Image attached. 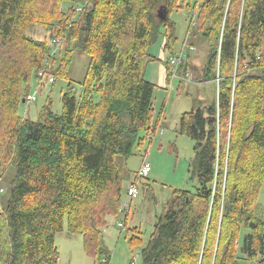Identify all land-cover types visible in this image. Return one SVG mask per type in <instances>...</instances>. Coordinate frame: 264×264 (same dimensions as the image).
Here are the masks:
<instances>
[{"label":"trees","instance_id":"1","mask_svg":"<svg viewBox=\"0 0 264 264\" xmlns=\"http://www.w3.org/2000/svg\"><path fill=\"white\" fill-rule=\"evenodd\" d=\"M81 2L0 0V178L14 171L6 199L0 188V264H58L62 232L81 234L95 264H110L104 230L109 218L122 215L127 188L118 158L127 162L139 149L143 164L156 132L157 86L144 78V67L160 40L169 81L173 57L185 51L177 72L187 80L196 45H206L201 77L217 90L211 103L200 102L180 119L179 133L195 142L189 171L198 186L171 191L142 264H264V217L257 215L264 183V0ZM182 10L189 25L176 53L171 16ZM36 23L47 27L48 40L26 34ZM53 41H60L54 54ZM76 50L90 57L80 91L69 84L61 113L49 100L36 121L21 116L33 78L45 69L51 76L57 66L53 83L69 80ZM147 177L137 173L131 183L140 187ZM142 186L152 196L149 183ZM125 223L130 242H139L140 229Z\"/></svg>","mask_w":264,"mask_h":264},{"label":"rangeland","instance_id":"2","mask_svg":"<svg viewBox=\"0 0 264 264\" xmlns=\"http://www.w3.org/2000/svg\"><path fill=\"white\" fill-rule=\"evenodd\" d=\"M81 5V0H78ZM187 10L174 13L171 18L177 26L176 53L180 52V48L185 40L188 30ZM26 34L36 40H48L50 38L49 30L46 26L38 23L29 27ZM196 50L192 54V67L194 77L201 76L202 68L206 61L207 47L206 45H196ZM159 52L162 47L161 40L153 46ZM165 57H169L166 53ZM165 59L163 61L166 66ZM90 64L89 55L76 50L72 56V62L68 68L69 80L57 78L55 83H44L41 89L38 88V79L33 78L30 84V94L37 96V100L33 103H22L19 108V113L23 117H27L32 121L38 119L41 109L51 100L53 111L56 113L62 112V96L68 92L69 84L80 91L79 84L84 80ZM57 66L53 68V74ZM182 89L180 88L179 80L176 79L172 85V89L168 88L163 93L156 105L155 118L158 121L156 132L154 133L153 141L146 143L143 150L147 149V161L151 165V172L148 177L141 181V184L149 183L152 188V196L146 197L143 186H140L141 193L138 198L134 199L131 207V214L125 223V217L122 214L120 217L109 218V227L104 232L105 247L111 254L110 264H142L141 251L148 243L149 237L153 231L155 217L160 215L167 201L170 198L171 191L174 189L195 191L198 186L197 181L191 180L189 171L190 162L194 156L195 142L188 136L179 133L180 119L183 113L192 110L199 100H207L212 102L216 97V86L207 84L203 86H194L190 89L189 95H186L188 88L187 82H183ZM193 94V95H192ZM212 100V101H211ZM142 155L140 150L136 149V154L127 162L122 158H118L122 173L125 178V183H128L131 178L139 172L142 167ZM14 175V171L10 170L0 178V188L5 190L3 199L8 197V188L10 181ZM126 200L127 197H124ZM260 217H264V183L261 187L258 198ZM122 223V226L119 225ZM137 227L140 229V241L132 244L128 238L126 228ZM105 231V230H104ZM56 245L60 254L58 264H95V261L89 257L83 245V237L81 234L69 235L67 232H62L56 237Z\"/></svg>","mask_w":264,"mask_h":264},{"label":"crops","instance_id":"3","mask_svg":"<svg viewBox=\"0 0 264 264\" xmlns=\"http://www.w3.org/2000/svg\"><path fill=\"white\" fill-rule=\"evenodd\" d=\"M162 42L163 41H161V43ZM162 45H163V43H162ZM150 53L153 56L154 60L153 61H148L145 64V67H144V78L148 82H151V83H153L154 85L157 86L156 91H155V111H158L156 109V105H157V103H158V101H159V99L161 97L160 92L163 93V90L165 91L167 89V87L171 88L172 85L175 83L176 79H178L179 83H180L179 90L182 89V86L184 84L183 82H187L188 88L186 90L187 91L186 95H189V93L191 91V90H189V88L190 89H194L195 85L203 86V85H207V84H213L217 88V83L215 81H205V80L202 79L201 76H199V77H194L193 76V74H194L193 68L194 67H192L193 64L191 63L192 58L189 60V62L191 64L187 68V70L189 71L187 80H183V77H181V76L179 77V75H181V74L178 73L179 75H178L177 78L173 79L172 81H169V79H168V69L163 63V61L165 60V54L162 51V47L160 49V52L156 48L151 47ZM198 102L199 103L200 102H204L206 104L211 103V102H209L207 100H199ZM194 108H196V106ZM134 178L135 177L131 178V180L127 183L126 187H128V185L133 181ZM156 219H157V216L155 217V220ZM106 230H105V233H106Z\"/></svg>","mask_w":264,"mask_h":264},{"label":"built area","instance_id":"4","mask_svg":"<svg viewBox=\"0 0 264 264\" xmlns=\"http://www.w3.org/2000/svg\"><path fill=\"white\" fill-rule=\"evenodd\" d=\"M63 9H65V7H63ZM79 10H81V8H79ZM55 43V50L53 51V54L54 53H57V51L59 50V47H60V41H53ZM186 56V53L185 51H181L180 55L176 56V57H173L171 59V64L173 66V73L171 75L172 77V80L177 78L178 76V72H177V69L180 67V65L182 64L183 62V59L184 57ZM47 69H45L43 72H40L39 73V76H38V88L41 89V87L44 85V83H53L54 82V78L52 76H49L47 74ZM37 100V96L36 94L33 95V94H28L26 99H25V102L26 104H30V103H33ZM151 172V165L150 163L147 161V159L145 158L143 164H142V167L141 169L139 170L138 172V175L140 177H147ZM141 193V189L139 186H137L136 184L134 183H130L128 185V187L126 188V197L127 199L124 200L121 204V207L119 209V212L123 215H128L131 213V207H132V202L134 199L138 198L139 195ZM120 226H122V223H119Z\"/></svg>","mask_w":264,"mask_h":264},{"label":"water","instance_id":"5","mask_svg":"<svg viewBox=\"0 0 264 264\" xmlns=\"http://www.w3.org/2000/svg\"><path fill=\"white\" fill-rule=\"evenodd\" d=\"M165 14H166L165 11H159V18H160L161 20H164L165 17H166ZM252 226H253V224H251V227H252Z\"/></svg>","mask_w":264,"mask_h":264}]
</instances>
